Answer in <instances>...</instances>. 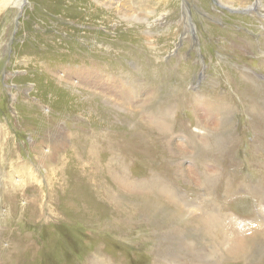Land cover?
I'll list each match as a JSON object with an SVG mask.
<instances>
[{
    "label": "rangeland",
    "instance_id": "374dc122",
    "mask_svg": "<svg viewBox=\"0 0 264 264\" xmlns=\"http://www.w3.org/2000/svg\"><path fill=\"white\" fill-rule=\"evenodd\" d=\"M17 1L0 0V264H181L156 252L196 229L225 158L264 180V0ZM101 106L142 134L133 155L108 161ZM245 190L226 208L261 230Z\"/></svg>",
    "mask_w": 264,
    "mask_h": 264
},
{
    "label": "bare ground",
    "instance_id": "6f19581e",
    "mask_svg": "<svg viewBox=\"0 0 264 264\" xmlns=\"http://www.w3.org/2000/svg\"><path fill=\"white\" fill-rule=\"evenodd\" d=\"M21 2H22V0L17 1V3H19L18 6H20V7L22 6ZM262 6H264V5H262ZM74 100H76V99H74ZM84 101H82V102H84ZM86 104L87 105L84 108L81 107V108H83L82 110L78 108L80 110V114H81V111H83V110H88L89 112H91L94 109V106L97 105V101H95L92 98H89L86 101ZM106 104H107V102H106ZM113 110L114 109H111V111H110L108 108L105 107V109H104L101 106V114H102L101 117L103 120V126H101L100 134H101V136L103 135L104 141L102 140V143L104 142L103 146L105 147V149L107 151L106 154H108V156H109L108 161H111L113 159L115 160V158L120 156L121 154H124L126 156L133 155L134 152H136L135 147L137 149L139 147V145H138L139 143L135 144V143H133V140L134 139H135V141L136 140H140V141L143 140L142 134L138 133V132L135 133V130L133 131V128L127 127V124L125 127L124 122H120L118 120V118L113 113ZM263 110H264V108H263ZM125 123H127V122H125ZM100 124H101V122H100ZM105 129H107V131ZM109 129L112 130L113 134L108 135ZM112 132H110V133H112ZM0 134H1L0 135V150H3L4 145H6V143H7L8 137H10V134H8L7 132L5 133L4 129H2V127H0ZM222 139H224V137L223 138L219 137L218 140H215V142L218 141V147L220 149H227L226 152L220 151L222 154L223 153L227 154L228 153V148H227V144H226L227 138L225 139L226 143ZM254 139H255V137H254ZM262 147H263L262 152H264V144H262ZM142 148L144 149V146H142ZM251 150H252V148H251ZM120 151H122V153ZM257 152H259V151H257ZM258 157H261V156H258ZM222 158H223V156H222ZM219 159H218V161H219ZM221 163H222V161H221ZM115 164L120 167L119 163L117 164V162H115ZM224 165H226L227 168L224 169V172H223L224 176L223 177H221V175L218 174L217 178L215 180V177L211 176L212 178H214V182L210 184L209 188L211 187L210 189L213 192V196L210 195V191H209L208 197L207 198L204 197L205 200H203L202 202H200V204H198V206L201 209V212L198 213V216H197L196 229L194 228L193 231H187V230L184 232L181 231V249L180 248H171V249L166 248L163 250L160 249L159 251L156 252V257L158 259H168V260L174 261L175 259H177V257H181V260H182L181 264H254V262L256 263L255 260H257V258L261 255L262 251L264 250V216H262V211L257 210L259 212L256 213V215L258 214V216L256 218L259 217L261 224H263V225H261L262 229L259 230V228H256V226L258 224H255L256 226L253 225V226H255L254 228H250L247 226L248 223L246 224V221L235 220L237 218H235V216L233 215L234 214V213H232L233 211H231V210L228 211V209L226 207L228 206L227 201L231 198V196H234L233 195L234 193L235 194L239 193L242 196L245 188L250 186V185L252 186V190L254 188V190L258 191L260 194H262V196H264V180L259 181L260 180L259 179L258 182H252L249 184L248 180L250 179V177L251 178L254 176L256 177V175L254 173H252L250 175V174L245 172L246 174L243 173L244 176L241 175L242 173L240 174L241 176H239L238 174L230 173V171L226 172V170H228L226 158L224 161ZM251 165H253V164H251ZM242 168L240 167V169H242ZM220 172H222V171H220ZM116 173H117V171H116ZM124 175H125V172H124ZM115 177H117V176H115ZM126 177L128 178V176H126ZM232 179H235V180H232ZM115 180H116V178H115ZM124 183H125V181H124ZM216 183H217V185H216ZM127 184H125V185L127 186ZM247 189H249V188H247ZM116 191H115V193L113 192L110 195L111 199L113 201H115V202H120V201L121 202L129 201L130 202L131 201L129 194L121 193V191H118V190H116ZM204 191H205V189H204ZM245 192H246V190H245ZM256 193L257 192H255L254 194H256ZM258 194H257V196H258ZM211 196L213 197L212 202L209 199V198H211ZM262 196L260 195L258 197H262ZM255 197H256V195H255ZM201 198H203V197H201ZM254 200H257V198H255ZM251 202H253V201H251ZM261 205H263V204H261ZM259 222H257V223H259ZM198 247H200V248H198ZM177 261H178V259H177Z\"/></svg>",
    "mask_w": 264,
    "mask_h": 264
}]
</instances>
